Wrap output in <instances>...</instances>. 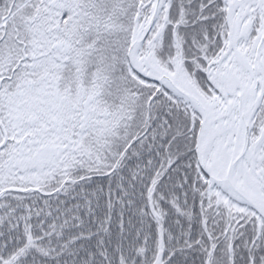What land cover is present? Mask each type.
I'll return each instance as SVG.
<instances>
[{"label":"snow or ice","instance_id":"obj_1","mask_svg":"<svg viewBox=\"0 0 264 264\" xmlns=\"http://www.w3.org/2000/svg\"><path fill=\"white\" fill-rule=\"evenodd\" d=\"M0 264H264V0H0Z\"/></svg>","mask_w":264,"mask_h":264}]
</instances>
